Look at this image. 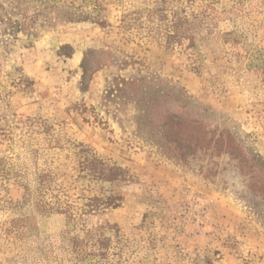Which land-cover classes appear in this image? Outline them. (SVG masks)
<instances>
[{"label":"rangeland","instance_id":"374dc122","mask_svg":"<svg viewBox=\"0 0 264 264\" xmlns=\"http://www.w3.org/2000/svg\"><path fill=\"white\" fill-rule=\"evenodd\" d=\"M0 264H264V0H0Z\"/></svg>","mask_w":264,"mask_h":264}]
</instances>
